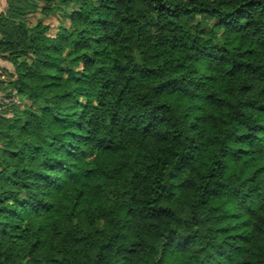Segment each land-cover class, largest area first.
Returning a JSON list of instances; mask_svg holds the SVG:
<instances>
[{
    "label": "clouds",
    "instance_id": "clouds-1",
    "mask_svg": "<svg viewBox=\"0 0 264 264\" xmlns=\"http://www.w3.org/2000/svg\"><path fill=\"white\" fill-rule=\"evenodd\" d=\"M0 264H264V0H0Z\"/></svg>",
    "mask_w": 264,
    "mask_h": 264
}]
</instances>
